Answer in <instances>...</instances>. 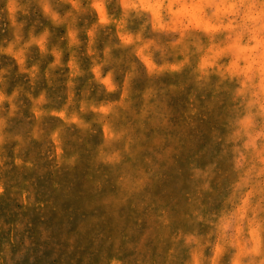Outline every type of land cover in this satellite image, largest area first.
Masks as SVG:
<instances>
[{
	"label": "rangeland",
	"instance_id": "rangeland-1",
	"mask_svg": "<svg viewBox=\"0 0 264 264\" xmlns=\"http://www.w3.org/2000/svg\"><path fill=\"white\" fill-rule=\"evenodd\" d=\"M0 264H264V0H0Z\"/></svg>",
	"mask_w": 264,
	"mask_h": 264
},
{
	"label": "clouds",
	"instance_id": "clouds-1",
	"mask_svg": "<svg viewBox=\"0 0 264 264\" xmlns=\"http://www.w3.org/2000/svg\"><path fill=\"white\" fill-rule=\"evenodd\" d=\"M10 7H12L11 5H10ZM97 7H99V5H97ZM189 239H192L191 237H189ZM218 251H219V249H218Z\"/></svg>",
	"mask_w": 264,
	"mask_h": 264
}]
</instances>
